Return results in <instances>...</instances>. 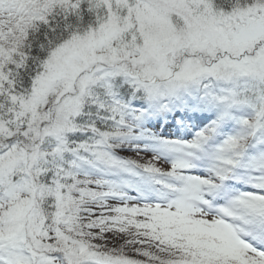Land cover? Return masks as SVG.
Masks as SVG:
<instances>
[{
  "label": "snow or ice",
  "instance_id": "1",
  "mask_svg": "<svg viewBox=\"0 0 264 264\" xmlns=\"http://www.w3.org/2000/svg\"><path fill=\"white\" fill-rule=\"evenodd\" d=\"M0 264H264V0H0Z\"/></svg>",
  "mask_w": 264,
  "mask_h": 264
}]
</instances>
